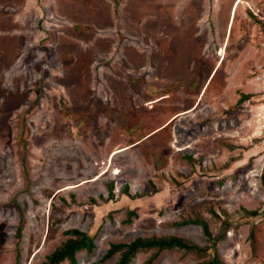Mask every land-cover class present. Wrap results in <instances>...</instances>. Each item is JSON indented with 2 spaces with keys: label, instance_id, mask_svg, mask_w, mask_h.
<instances>
[{
  "label": "rangeland",
  "instance_id": "obj_1",
  "mask_svg": "<svg viewBox=\"0 0 264 264\" xmlns=\"http://www.w3.org/2000/svg\"><path fill=\"white\" fill-rule=\"evenodd\" d=\"M74 229L75 264H264V0H0V264Z\"/></svg>",
  "mask_w": 264,
  "mask_h": 264
},
{
  "label": "trees",
  "instance_id": "obj_2",
  "mask_svg": "<svg viewBox=\"0 0 264 264\" xmlns=\"http://www.w3.org/2000/svg\"><path fill=\"white\" fill-rule=\"evenodd\" d=\"M112 186L109 187V193L112 196ZM213 216H218L212 212ZM250 215L254 212L248 213ZM129 222V221H128ZM184 223H192L198 225L204 232V235L213 240L214 237L209 231L208 224L201 218H194L192 220L185 221ZM69 238L61 244L60 247L55 249L47 258L44 264H60L64 261H68L69 264L76 263V254L80 251L91 252L95 245L93 239L86 233L79 230H69L66 232ZM154 250L152 258H156L157 255L165 250H179L183 252L194 253H206L208 248H200L196 244L189 241H185L178 237H166V238H151V239H135L130 243H117L110 244L105 255L104 260L110 259L115 255H118L115 264H130L134 256L140 251ZM200 264H224L216 253L213 254L209 261L202 262Z\"/></svg>",
  "mask_w": 264,
  "mask_h": 264
}]
</instances>
